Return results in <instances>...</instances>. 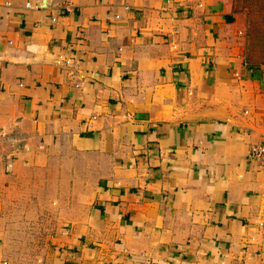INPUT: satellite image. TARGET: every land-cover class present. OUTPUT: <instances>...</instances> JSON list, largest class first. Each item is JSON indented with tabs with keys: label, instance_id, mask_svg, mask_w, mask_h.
<instances>
[{
	"label": "crops",
	"instance_id": "crops-1",
	"mask_svg": "<svg viewBox=\"0 0 264 264\" xmlns=\"http://www.w3.org/2000/svg\"><path fill=\"white\" fill-rule=\"evenodd\" d=\"M42 1L0 0V264L14 175L62 154L104 163L43 264H264V66L228 0Z\"/></svg>",
	"mask_w": 264,
	"mask_h": 264
},
{
	"label": "rangeland",
	"instance_id": "rangeland-1",
	"mask_svg": "<svg viewBox=\"0 0 264 264\" xmlns=\"http://www.w3.org/2000/svg\"><path fill=\"white\" fill-rule=\"evenodd\" d=\"M228 2L244 59L264 66V0ZM87 161H94L95 169L89 173L97 179L104 163L101 157L76 158L70 154L55 156L44 166L31 165L14 175L4 196L2 215L8 264H43L58 247L57 239L71 223L69 215L77 195L75 177L86 182L87 171L81 164Z\"/></svg>",
	"mask_w": 264,
	"mask_h": 264
},
{
	"label": "built area",
	"instance_id": "built-area-1",
	"mask_svg": "<svg viewBox=\"0 0 264 264\" xmlns=\"http://www.w3.org/2000/svg\"><path fill=\"white\" fill-rule=\"evenodd\" d=\"M26 6L29 7V3H27ZM248 154L251 159L258 161L260 166L264 169V142L252 145ZM262 224L264 225V220Z\"/></svg>",
	"mask_w": 264,
	"mask_h": 264
},
{
	"label": "trees",
	"instance_id": "trees-1",
	"mask_svg": "<svg viewBox=\"0 0 264 264\" xmlns=\"http://www.w3.org/2000/svg\"><path fill=\"white\" fill-rule=\"evenodd\" d=\"M260 1H262V0H255V3H258V2H260ZM255 6H257V4H254ZM257 10V9H256ZM229 19V21H233L234 20V17L231 15L230 17H228ZM251 65H253V64H251Z\"/></svg>",
	"mask_w": 264,
	"mask_h": 264
},
{
	"label": "water",
	"instance_id": "water-1",
	"mask_svg": "<svg viewBox=\"0 0 264 264\" xmlns=\"http://www.w3.org/2000/svg\"><path fill=\"white\" fill-rule=\"evenodd\" d=\"M46 1H47V0H43V1H42V2H43V3H42V7H44V5L47 4Z\"/></svg>",
	"mask_w": 264,
	"mask_h": 264
}]
</instances>
